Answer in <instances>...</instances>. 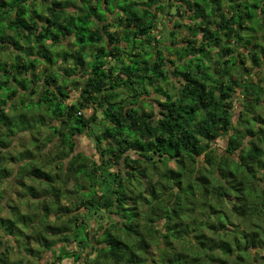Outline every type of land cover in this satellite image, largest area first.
I'll list each match as a JSON object with an SVG mask.
<instances>
[{
	"label": "clouds",
	"instance_id": "clouds-1",
	"mask_svg": "<svg viewBox=\"0 0 264 264\" xmlns=\"http://www.w3.org/2000/svg\"><path fill=\"white\" fill-rule=\"evenodd\" d=\"M0 264H264V0H0Z\"/></svg>",
	"mask_w": 264,
	"mask_h": 264
}]
</instances>
